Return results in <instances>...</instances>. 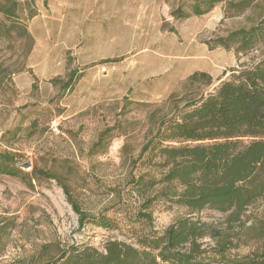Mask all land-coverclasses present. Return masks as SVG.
I'll use <instances>...</instances> for the list:
<instances>
[{"label": "rangeland", "instance_id": "1", "mask_svg": "<svg viewBox=\"0 0 264 264\" xmlns=\"http://www.w3.org/2000/svg\"><path fill=\"white\" fill-rule=\"evenodd\" d=\"M20 1L18 18L0 12V150L15 153L23 171L0 173V264H50L71 248L163 232L187 209L160 183L147 194L152 222L140 220L134 180L161 177L141 151L176 105L200 94L190 74L209 72L217 84L264 54V46L247 54L211 48L263 19L264 0L236 15L227 2L195 15L191 0ZM179 6L190 15H173ZM75 207L117 227H80ZM193 217L209 224L201 240L208 249L216 232L243 237L233 254L255 247L225 214Z\"/></svg>", "mask_w": 264, "mask_h": 264}, {"label": "trees", "instance_id": "2", "mask_svg": "<svg viewBox=\"0 0 264 264\" xmlns=\"http://www.w3.org/2000/svg\"><path fill=\"white\" fill-rule=\"evenodd\" d=\"M191 1L195 15L208 13L221 2H227L229 14L236 15L258 0ZM22 8L20 0H0L5 18H18ZM173 15L187 17L190 13L179 6ZM216 46L243 54L263 47L264 18L249 29L220 37L211 48ZM187 83L203 85L200 94L176 105L141 151V155L149 154L161 177L134 180L135 191L142 197L140 220L152 222L153 199L147 194L160 183L174 203L186 207L187 214L161 233L151 230L134 242L109 238L102 249L91 245L71 248L50 264H264V54L251 63H239L217 84L206 71L193 72ZM16 160L15 153L0 150V173H23ZM205 209L238 223L244 234L251 235L255 247L243 255L233 254L231 249L243 237L235 242L221 232L211 234L214 245L204 247L201 240L210 235L209 224L193 214ZM75 210L80 214V227L87 222L105 229L117 227L106 214L90 217L78 207Z\"/></svg>", "mask_w": 264, "mask_h": 264}, {"label": "water", "instance_id": "3", "mask_svg": "<svg viewBox=\"0 0 264 264\" xmlns=\"http://www.w3.org/2000/svg\"><path fill=\"white\" fill-rule=\"evenodd\" d=\"M29 164H30L29 161H25V162L22 163V165L25 166V167H26V166H29Z\"/></svg>", "mask_w": 264, "mask_h": 264}]
</instances>
